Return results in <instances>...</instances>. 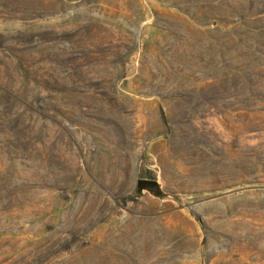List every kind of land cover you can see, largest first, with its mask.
<instances>
[{
    "label": "rangeland",
    "instance_id": "374dc122",
    "mask_svg": "<svg viewBox=\"0 0 264 264\" xmlns=\"http://www.w3.org/2000/svg\"><path fill=\"white\" fill-rule=\"evenodd\" d=\"M0 264H264V0H0Z\"/></svg>",
    "mask_w": 264,
    "mask_h": 264
},
{
    "label": "water",
    "instance_id": "95a60500",
    "mask_svg": "<svg viewBox=\"0 0 264 264\" xmlns=\"http://www.w3.org/2000/svg\"><path fill=\"white\" fill-rule=\"evenodd\" d=\"M134 185L137 190H145L152 195H159L162 193L160 183L155 178L136 177Z\"/></svg>",
    "mask_w": 264,
    "mask_h": 264
}]
</instances>
